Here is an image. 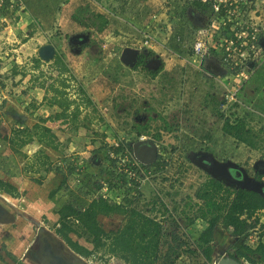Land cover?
I'll use <instances>...</instances> for the list:
<instances>
[{"label": "rangeland", "instance_id": "obj_1", "mask_svg": "<svg viewBox=\"0 0 264 264\" xmlns=\"http://www.w3.org/2000/svg\"><path fill=\"white\" fill-rule=\"evenodd\" d=\"M45 1V4L56 9L50 18L54 22L53 29L58 26L59 30H48L51 36L47 38L49 40L47 44L55 49V56L51 61L40 62L36 68L33 61L32 68L37 70L36 76L40 75L46 79L45 84H53L56 87L59 78L72 80L70 84L74 87L75 95L72 96L70 89L68 101L76 100L78 92L83 88L93 103L91 107L81 109L78 117L81 127L76 132L69 126L66 127L68 130L58 128L60 131L57 137L59 136L61 144L56 151L49 148L47 150L50 166L46 168H60L62 174L66 176L64 186L68 189H77L79 186L77 181L86 174L91 178H97L99 174V180L106 182L105 178L111 173L108 172L111 162L114 161L113 155L108 153L114 148L113 144L124 142L131 146L138 142L135 133L130 130L134 122L148 123L149 131L143 135L150 138L151 141L148 143L155 146L157 156H162L161 160L168 162L163 172L147 169L149 174L134 202V205L152 217L159 218L161 212L160 205L156 206L154 212L149 211V204L157 193L163 203L171 208L172 198L179 202L180 198L192 194L210 176L197 164L199 155L210 156L219 163L233 162L250 174L253 163L259 159L264 160V149L252 148L254 151L250 153L247 148L237 144L238 140L232 139L231 131L238 129L231 124V120L226 122L221 117L220 103L224 99L226 82L220 81L225 70L221 65L219 70L216 65L209 62L205 67H197L198 60L191 53L194 32L208 22L211 17L209 10L201 9L198 15L188 16L186 11L195 8L184 0H126L123 3V10H120L123 0ZM24 2L27 8L30 7L28 4L30 3L35 11L42 10V3L45 5L42 0ZM93 8L108 12L107 15L112 19V26L109 27L111 29L108 28L98 34L80 27L71 20V16L86 18ZM158 10L160 12L167 10L158 16L160 17L158 36L162 47L159 50L156 48L157 53L146 64V69L134 70L121 61V52L130 48L137 53H146L156 46L145 47L138 35L141 29L145 30V26L153 21L152 16L159 12ZM46 16L47 14L43 16V20L50 21L45 18ZM113 29L116 33H112ZM147 31L150 32V27ZM168 31L170 36H167ZM10 34L17 36L14 31ZM174 34L180 35V44L171 38ZM41 36L43 35L39 34L36 38ZM85 43L89 48L82 47ZM37 46V41L33 40L30 49L33 50ZM19 47H10L18 52L13 53L15 58H18L16 65L14 62L6 63L0 59L1 74H5L3 69L6 71L14 68L19 71L27 69L29 51L26 53L25 48L20 50ZM58 55L63 59L59 60ZM23 57L28 58L27 63H24ZM55 59L64 66L61 74L56 69L59 64L54 62ZM184 60H189L192 66ZM1 63L5 64L2 66ZM160 63L164 66L163 71L152 79L147 70L155 69ZM73 70H76L75 75H72ZM211 70L217 72L214 73L216 75L210 74ZM35 84L37 86V83ZM238 101L240 105L235 107V115L238 117L247 115L250 128L255 133L260 132L264 138V64L244 85L238 95ZM54 113L55 111L51 110L49 116ZM6 115L8 114L1 110L0 178L14 187L15 196L0 192L8 198V202L0 199V203L15 216V219L11 223H0V264L17 262L41 264L33 261L30 256L38 249L37 229L43 226L62 240L59 233L63 228L58 224L57 212L68 201V192L63 187L58 189L53 197H49V193L59 186L62 176L54 171L28 172L26 168L31 163L30 159H25L23 153L15 155L18 152L16 150L12 155L6 153V147L11 148L10 144L6 143L7 137H12L13 131L22 130L15 116L8 122ZM87 119H91V122ZM164 121L174 125L176 129L163 131ZM47 122L44 124L45 127H49L46 125ZM156 134L160 135L159 139L155 138ZM244 134L250 135L245 131ZM207 135L209 137H206ZM161 148L167 152L173 150L170 157L163 154ZM248 155L251 156L250 159ZM70 168L71 174L68 173ZM37 180H41L40 184ZM260 181L264 182V175ZM176 191L179 192L177 196L172 198L166 196L167 193L173 194ZM98 222L105 231H116L122 225L123 217L101 216L98 217ZM201 227L204 228L205 225L189 228L188 232L196 234ZM207 235L206 244L213 251L211 264H216V259L230 257L242 240L232 237L222 221L215 222L207 229ZM70 238L87 250L93 251V246L84 238L75 234H70ZM57 248L60 246L57 245ZM84 259L88 264H124L117 257L102 252H94L93 256Z\"/></svg>", "mask_w": 264, "mask_h": 264}, {"label": "trees", "instance_id": "obj_2", "mask_svg": "<svg viewBox=\"0 0 264 264\" xmlns=\"http://www.w3.org/2000/svg\"><path fill=\"white\" fill-rule=\"evenodd\" d=\"M24 2V0H22ZM8 0H4L2 9L3 16L10 15L8 12ZM30 16L35 23L43 18L47 13L43 9L46 7L41 4L42 10H33L30 3ZM196 10H210L207 5L199 2L190 3ZM24 5L26 6L25 2ZM27 7V6H26ZM27 8V9H29ZM16 10H12L14 14ZM49 14V13H48ZM71 20L80 27L87 28L95 33H102L108 26L106 16L100 13L90 12L84 19L71 16ZM6 25V24H5ZM4 26V25H3ZM89 48L87 43L82 46ZM155 57V54L148 50L146 53H138L136 63L132 66L134 70L138 68L146 69V64ZM62 60L63 57L58 55ZM56 58V59H57ZM55 59V60H56ZM58 61V60H57ZM57 66V71L61 74L64 66ZM40 64V59L35 60V67ZM163 64L160 63L155 69L147 70L152 79L157 77L163 71ZM62 77V76H61ZM37 87L44 90L45 96L43 103L49 107H56L57 112L50 115L47 120L60 121L61 124L69 126L75 132L81 127L78 122L81 109L89 108L93 105L91 99L85 94L83 88L78 92L76 100L68 101V91L71 89V81L59 78L58 86L45 84V78L40 75H34L32 78ZM222 104V102L220 103ZM229 108L228 110H230ZM224 121L233 123L238 130L231 131L232 139L241 140L245 133L253 134L261 140L264 138L260 132H253L247 122V115L238 117L230 112L228 117L221 113ZM91 122V119H87ZM46 120L39 119L32 127L25 126L23 121H18L22 130L13 131L12 138L24 145L36 140L51 150L56 151L60 146L59 138L49 127H45ZM163 131H172L174 125L163 122ZM130 130L135 133L136 139L140 135L147 134L149 125L147 122H134ZM238 132L240 134H238ZM156 134L155 138L159 139ZM206 137H209L208 135ZM124 147L131 151V146L122 143ZM122 147L113 148L112 153H118ZM163 154L170 157L172 151L167 152L161 148ZM108 151V153H111ZM24 158L31 160L26 171H39L45 173L54 171L62 176L59 186L49 193L53 197L58 189L65 188L68 192V201L58 210L59 221L63 231L59 233L62 240L74 253L82 258L93 256L94 252L112 255L122 260L124 264H211L213 251L207 246V229H210L215 222L222 221L230 235L237 239H242L234 253L230 255L239 262L246 261L249 264H264V239L263 228L260 224L257 214L264 209V196L259 193L241 189L228 185L223 181L207 177L192 194H186L176 202L172 197L179 194L178 191L173 194L167 193L171 197L172 206L169 208L163 203L162 198L156 194L151 200L149 211L154 212L156 206L160 205L161 212L159 218L145 214L138 206L134 205L135 200L141 189H137L133 180H128L125 175H112L106 177L107 192L102 194V184L97 178H91L86 174L80 178L77 183V189H68L64 186L66 176L62 174L60 168H46L50 166V160L43 150H37L32 157L24 155ZM162 156H157L156 161L151 165L140 163V169L149 174L147 169L152 168L156 172H163L168 165L167 161H162ZM226 160V159H225ZM114 161L111 162V166ZM72 168L68 169L71 174ZM137 174L139 170H136ZM102 173V172H100ZM261 177L258 173L256 179ZM142 179V178H140ZM41 180H37L40 184ZM173 187V186H172ZM0 192L5 195L15 196V189L0 178ZM134 192L135 195H131ZM112 215L123 217L122 225L116 231H105L98 222V217L110 218ZM201 227L196 234H189L188 229L192 227ZM257 233V240L249 242L248 236L253 232ZM70 234L78 235L84 238L86 242L93 246V251L87 250L77 244L70 238ZM21 264V263H16Z\"/></svg>", "mask_w": 264, "mask_h": 264}, {"label": "built area", "instance_id": "obj_3", "mask_svg": "<svg viewBox=\"0 0 264 264\" xmlns=\"http://www.w3.org/2000/svg\"><path fill=\"white\" fill-rule=\"evenodd\" d=\"M184 1L188 3L199 2L207 5L210 9L211 17L208 22L194 32L191 51L193 57L198 60L197 67H202L209 58L217 57L219 59L220 65L225 70L220 82H226L224 99L222 104H220V113L228 117L230 112L234 113L235 107L240 105L238 95L244 85L264 64V8L262 7L264 2L256 3L255 0ZM7 5L8 11L11 12L12 10L26 11V6L22 0H8ZM3 7L4 0H0V19H2L3 23H6V19H3L2 15ZM163 11L166 12V10ZM159 14L158 12L153 14V21L158 19ZM7 31L8 33L12 32L10 27H8ZM6 41L8 46L13 45H10L11 43H9L8 39ZM176 41H180V38H177ZM142 44L145 47L153 46L157 45V41L154 37L145 33L143 34ZM11 48L1 51L4 57H7V63L15 62L17 59H13L12 55L13 53L15 54V50ZM184 61L189 66H192L189 60ZM3 100V94L0 90V112L3 110ZM229 108L231 109L228 110ZM136 140L141 143L151 141L145 135H140ZM113 146L114 148L122 147V149L118 153L111 152L109 154L113 155L114 165L110 167V171L108 170V172H111L115 177L120 174L125 175L128 180L134 181V186L137 189H141L147 179L148 173L146 175V173L141 171L140 163L133 157L132 152L122 145V142H115ZM156 147L158 148L157 145ZM135 169L139 170L138 174ZM101 184L102 188L100 192L106 194L107 182H101ZM131 195H135L134 192ZM262 231H264V228ZM248 239H250L249 242H255L257 240V233L254 231L248 236ZM240 262L248 264L243 260Z\"/></svg>", "mask_w": 264, "mask_h": 264}, {"label": "crops", "instance_id": "obj_4", "mask_svg": "<svg viewBox=\"0 0 264 264\" xmlns=\"http://www.w3.org/2000/svg\"><path fill=\"white\" fill-rule=\"evenodd\" d=\"M42 1L44 2V4L46 3L45 0H42ZM125 1L126 0H123L122 4L120 6V10L124 9L123 3ZM255 2L256 3H262V2H264V0H255ZM167 3L168 2H166V4ZM44 6L46 8L43 10H46V12H47V16L45 18L47 20H50V21H46V20H43V18H41V19H38V23H35L34 20L31 18L28 11H24V12L15 11L14 14H11L12 12L8 11L10 15L3 16V19H6V21H5L6 23H3L2 19H0V58H2L7 63V57H4V54L1 51L2 50L3 51L9 50L10 47H14V46L17 48L20 45L21 46V47H19L20 50L25 48L26 53H28L27 50L29 51V53L27 54L28 55L27 57L30 59L28 61L29 64L27 65V69H25L23 71L15 70V68L11 69L10 71L9 70L6 71L3 69L5 74H1V71H0V77H3L2 80L0 79V90H1V92L3 94V98H4V100H3L4 105H3L2 111H3V113L8 114V115H6V119H8V122H11L15 116L16 119H18V121H23L25 126H27L29 128L32 127L35 123H37L39 119H44V120H46V122L49 121V120H47V118L49 117L51 110H54L55 112L58 111V109L56 107H54V106L49 107L45 103H43L42 100H43V97L45 96V92H44V90L38 88L36 86L34 80L32 79L33 76L37 74V70L32 68V64H33V61L35 63V60L38 58V56H37L38 48L40 46L47 44V42H49V40L47 38L49 36H51V34H49L48 30H50V31L59 30L58 26L53 29L54 22L50 18V16L54 15L53 10H56V9L49 6L48 4H45ZM262 7L264 8V5ZM26 10H31V8L27 9V7H26ZM158 11H159L158 13H160V15H161V12L163 10H161V12H160V10H158ZM92 12H95V13L97 12V13H100V14H103L104 16H106V18L108 20V26L103 32H105L110 26H112V19L109 18V16L107 15L108 12L98 11L97 8L92 10ZM186 13L188 16H190V15L195 16V14L196 15L199 14V12L194 10V9L187 10ZM2 15H3V13H2ZM158 19H160V17H158ZM158 19L156 21H150L149 22L150 24L145 26L146 29L145 30L141 29L140 35H138L142 41H143V34H145V33L154 37L156 39V41L158 40L159 45H156L150 49V51H152L154 54L157 53L156 48H158V50H159V48L162 47V45L160 44L161 42L159 41L160 36H158L159 31H160V29L158 27V25H159ZM8 27H10L12 31H14V33L17 35L16 37L14 35H11L10 33H8V31H7ZM149 27H150V32L147 31V29ZM109 29H111V28H109ZM34 31H37V32H34ZM112 33H116V30L113 29ZM7 34H8V36H7ZM39 34H42L43 36H41V38H36V36H39ZM107 34L112 35L111 33H107ZM168 35L169 36L171 35L169 31H168L167 36ZM10 38H12V40H10ZM113 38L119 39L117 37H113ZM171 38L173 39V41H175V43L180 42V41H178V42L176 41L177 38L181 39L180 35H177V34L172 35ZM7 39L10 41L9 42V43H11L10 45L13 44L12 46H8L7 41H6ZM33 40L37 41L38 46L35 49L31 50L30 46H31ZM112 45H114V44L112 43ZM130 45H132V44H130ZM177 46H179V45H177ZM15 53H18L17 50L15 51ZM191 53H192V51H191ZM2 55H3V57H2ZM10 55H11V53H10ZM215 56H217V55H215ZM215 56H213V57H215ZM12 57H13V59H15V55H12ZM28 58L23 57L24 63H27ZM17 59L13 64L17 63ZM40 62H42V61L40 60ZM54 62L56 64L57 63L59 64V62L57 60ZM208 62L213 63L214 65H216V68L218 67V69L220 70V68H221L220 61L217 59V57L207 59L202 67H205ZM1 64L4 65L5 63H1ZM219 66H220V68H219ZM11 67L13 68V66H11ZM17 71H19V72H17ZM75 72H76V70H73L72 75H75L74 74ZM209 73L214 74L217 72H215V71L213 72V70H211V72H209ZM214 75H216V74H214ZM73 90H74V87L72 86L71 90H70L72 92V96L75 95V91H73ZM77 98H78V94H77L76 99ZM231 124L233 125V123H231ZM46 125L49 126L50 128H52L53 131L56 128H57L56 129L57 131H58V128H65V130H68V128H66L67 125L61 124L60 121H52V122L50 121V122H47ZM55 131H54V133L56 135H58L57 133H59L60 130L58 132H55ZM69 131H72V130H69ZM242 136H243V139L238 140L236 143L247 148L250 153H252L254 151V150H252V148H255V149L263 148L264 149V141L259 139L256 136H254L253 134L252 135L251 134L250 135L243 134ZM7 139H8V141H6V143L10 144L11 148L8 149L6 147V153H10L11 155H12V152L14 150L19 152V153L17 152V154H15V155H18V154L20 155V153H23L24 155L28 156L29 158L37 150H43V151L45 150L46 154H49V152H47L48 148L43 146V145H40L36 140H33L29 143L21 145L20 142H18L17 140L13 139L10 136H8ZM85 143L88 144L89 142H85ZM95 143L96 142H93V144H95ZM4 147H5V145H4ZM93 147L95 148V146H93ZM86 149H89V147H86ZM100 150H104V149H100ZM248 158L250 159L251 156L248 155ZM259 160H262V159H259ZM257 217L259 218V222L261 224H264V222H263L264 221V209L261 210L257 214Z\"/></svg>", "mask_w": 264, "mask_h": 264}, {"label": "water", "instance_id": "obj_5", "mask_svg": "<svg viewBox=\"0 0 264 264\" xmlns=\"http://www.w3.org/2000/svg\"><path fill=\"white\" fill-rule=\"evenodd\" d=\"M137 55L138 53L135 50L126 48L122 51L120 58L124 64L132 67L136 63ZM37 56L42 62L51 61L54 59L55 49L52 45L45 44L38 48ZM131 151L133 157L143 165H151L156 161L157 150L151 143L135 142L131 145ZM201 161L203 162V168L210 177L264 196V182L249 176L246 170L238 164L228 161L219 163L210 156H204ZM252 167L254 172H257L260 176L264 175L263 160L255 161ZM14 219L15 216L0 203V222L11 223ZM37 231L38 249L30 255L33 261L36 260L41 264H88L84 258L77 254L74 256L66 255L65 248L68 247L66 243L51 234L43 226H39ZM57 245L60 246L59 249ZM215 262L216 264H242L231 257L219 258Z\"/></svg>", "mask_w": 264, "mask_h": 264}, {"label": "flooded vegetation", "instance_id": "obj_6", "mask_svg": "<svg viewBox=\"0 0 264 264\" xmlns=\"http://www.w3.org/2000/svg\"><path fill=\"white\" fill-rule=\"evenodd\" d=\"M203 157H204V155H199V156H198V160H197V164H198L199 166H201L202 168H203V162H202L203 160L201 161V159H203ZM203 169H204V168H203ZM204 170H205V169H204ZM257 170H258V169H257ZM248 175L256 179L257 172H254L253 167H252V174L248 173ZM261 177H262V176H261ZM261 177H258L257 180H260ZM232 186H233V185H232Z\"/></svg>", "mask_w": 264, "mask_h": 264}, {"label": "bare ground", "instance_id": "obj_7", "mask_svg": "<svg viewBox=\"0 0 264 264\" xmlns=\"http://www.w3.org/2000/svg\"><path fill=\"white\" fill-rule=\"evenodd\" d=\"M0 199H2L5 202H8V198L5 195L0 194ZM6 222V221H5ZM3 222V223H5ZM2 223V222H0ZM65 254L69 255V256H74L76 253H74L73 251H71L68 247L65 248Z\"/></svg>", "mask_w": 264, "mask_h": 264}]
</instances>
